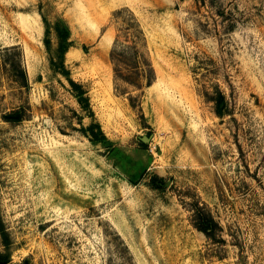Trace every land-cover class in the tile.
<instances>
[{"label": "rangeland", "instance_id": "rangeland-1", "mask_svg": "<svg viewBox=\"0 0 264 264\" xmlns=\"http://www.w3.org/2000/svg\"><path fill=\"white\" fill-rule=\"evenodd\" d=\"M118 9L149 86L114 82ZM0 221V264H264V0H0Z\"/></svg>", "mask_w": 264, "mask_h": 264}, {"label": "trees", "instance_id": "trees-1", "mask_svg": "<svg viewBox=\"0 0 264 264\" xmlns=\"http://www.w3.org/2000/svg\"><path fill=\"white\" fill-rule=\"evenodd\" d=\"M113 17L120 22V28L116 34L112 48L109 53L110 60L113 65L114 82L125 81L136 88H142L141 79L144 80L145 85H151L154 79V70L145 54L140 50L139 45L145 44V36L140 23L134 17V14L129 9H118L114 11ZM69 31L67 28L57 29L58 47L57 50L61 55L71 45L68 40ZM49 41L45 43L48 46ZM59 64L61 65V73L67 76V82L71 87L72 92L76 98L77 103L82 109H85L89 116L93 117V112L89 104V97L83 86L68 77V70L65 69L62 57ZM14 78L21 86H28L26 71L19 64L18 67L13 68ZM131 100V98H130ZM223 97L220 96L217 105L218 113L221 111L220 103ZM9 116L8 120L19 121L22 116L19 113H14ZM85 134L94 141H107L105 134L100 128L99 123L91 121L86 128L83 129ZM140 144L145 146V143L140 140ZM194 226L204 233L209 238H215V230L219 229V225L212 219V217L205 213L201 208L197 209ZM1 237L5 236V230L0 221ZM4 261V256L0 253V263Z\"/></svg>", "mask_w": 264, "mask_h": 264}, {"label": "water", "instance_id": "water-1", "mask_svg": "<svg viewBox=\"0 0 264 264\" xmlns=\"http://www.w3.org/2000/svg\"><path fill=\"white\" fill-rule=\"evenodd\" d=\"M8 116H16V115H8ZM142 142L146 143L149 140V137L144 136L140 138Z\"/></svg>", "mask_w": 264, "mask_h": 264}]
</instances>
